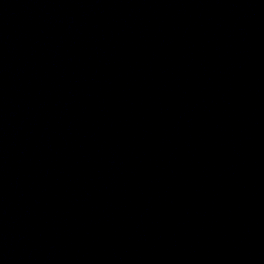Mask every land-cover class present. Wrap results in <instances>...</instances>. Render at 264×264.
Returning <instances> with one entry per match:
<instances>
[{
  "label": "water",
  "instance_id": "obj_1",
  "mask_svg": "<svg viewBox=\"0 0 264 264\" xmlns=\"http://www.w3.org/2000/svg\"><path fill=\"white\" fill-rule=\"evenodd\" d=\"M0 264H264V0H0Z\"/></svg>",
  "mask_w": 264,
  "mask_h": 264
}]
</instances>
